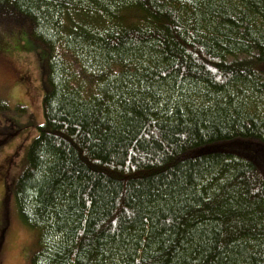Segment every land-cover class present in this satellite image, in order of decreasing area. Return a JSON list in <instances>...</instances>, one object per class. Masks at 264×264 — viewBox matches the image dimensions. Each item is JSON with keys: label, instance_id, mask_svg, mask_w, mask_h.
I'll return each mask as SVG.
<instances>
[{"label": "trees", "instance_id": "trees-1", "mask_svg": "<svg viewBox=\"0 0 264 264\" xmlns=\"http://www.w3.org/2000/svg\"><path fill=\"white\" fill-rule=\"evenodd\" d=\"M13 26L47 53L31 264H264V0H0Z\"/></svg>", "mask_w": 264, "mask_h": 264}, {"label": "rangeland", "instance_id": "rangeland-1", "mask_svg": "<svg viewBox=\"0 0 264 264\" xmlns=\"http://www.w3.org/2000/svg\"><path fill=\"white\" fill-rule=\"evenodd\" d=\"M46 58V51L32 41L29 28L13 26L4 30L0 27V132L7 119L28 127L0 147V162L15 152L11 172L15 182L27 168L28 150L38 135L37 126L44 122L42 100L46 92ZM260 69L264 71V64ZM244 143H233L230 147L241 149L240 145L245 146ZM8 209L10 223L0 251V264H31L38 246L37 233L21 221L11 192ZM1 213L0 208V217Z\"/></svg>", "mask_w": 264, "mask_h": 264}, {"label": "flooded vegetation", "instance_id": "flooded-vegetation-1", "mask_svg": "<svg viewBox=\"0 0 264 264\" xmlns=\"http://www.w3.org/2000/svg\"><path fill=\"white\" fill-rule=\"evenodd\" d=\"M26 126H23L21 122L15 121L13 119H7L6 123L3 125L2 130L4 133L0 132V136L2 137V141L0 142V147L2 145H6L9 143L11 140L16 138L18 136L19 132L25 130ZM14 157V158H13ZM15 162V152L10 155L5 157L1 162H0V190H2V197H0V208H1V217H0V225L3 221L9 220V211L8 214H5L7 210V204H8V197H9V192H12L15 179H11V172L13 170Z\"/></svg>", "mask_w": 264, "mask_h": 264}, {"label": "water", "instance_id": "water-1", "mask_svg": "<svg viewBox=\"0 0 264 264\" xmlns=\"http://www.w3.org/2000/svg\"><path fill=\"white\" fill-rule=\"evenodd\" d=\"M6 231H7V230H4V231L1 233V237H0V239L2 240V243L0 244V251H1V248H2L3 243H4V239H5Z\"/></svg>", "mask_w": 264, "mask_h": 264}]
</instances>
